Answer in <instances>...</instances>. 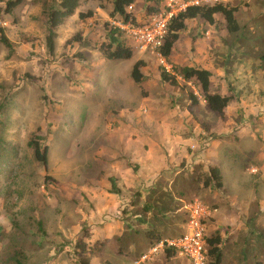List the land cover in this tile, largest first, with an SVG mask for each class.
Masks as SVG:
<instances>
[{
	"label": "rangeland",
	"instance_id": "rangeland-1",
	"mask_svg": "<svg viewBox=\"0 0 264 264\" xmlns=\"http://www.w3.org/2000/svg\"><path fill=\"white\" fill-rule=\"evenodd\" d=\"M8 1L0 0V36L10 42L0 41V264H77L81 241L90 264H191L164 250L141 255L150 230L186 232L195 203L212 210L206 235L226 242L224 264H264V0H159L155 14L157 0H134L128 11L139 25L222 3L236 9L238 30L223 15L187 21L169 57L162 47L137 50L121 31L134 56L116 61L101 51L119 20L113 0H81L55 29L44 10L52 0L10 12ZM139 60L141 84L131 75ZM186 66L209 70L211 92L231 97L223 115L198 85L162 80L163 70ZM33 139L48 144L47 170ZM211 166L220 190L203 183Z\"/></svg>",
	"mask_w": 264,
	"mask_h": 264
},
{
	"label": "trees",
	"instance_id": "trees-1",
	"mask_svg": "<svg viewBox=\"0 0 264 264\" xmlns=\"http://www.w3.org/2000/svg\"><path fill=\"white\" fill-rule=\"evenodd\" d=\"M53 2L49 4V7L45 10V13L48 18V24L50 28H58L70 17H72L79 5L81 0H52ZM154 1V0H152ZM156 1V0H155ZM188 3L191 0H183ZM24 0H9L6 3L7 11H12L18 6L22 5ZM134 0H113L112 1V11L110 13L111 17L114 19H119L124 22H133L136 25L140 23L135 17L128 12V7L132 6ZM160 10V1L152 2V6L149 8L150 13H158ZM236 9L229 8L222 3H215L213 5H200V4H189L184 10L179 11L177 14L172 16L168 24V32L165 37L164 44L161 48V53L165 57H169L172 49L174 48L175 43L179 39L180 32L186 28L187 21L194 20L198 17L205 19L210 23H214L215 17L217 15H223L228 23V28L231 32L238 30V24L235 18ZM81 17H84L81 15ZM1 32V30H0ZM122 33L119 29L113 28L111 31V40L108 44H102L101 51L103 55L109 60H128L134 56L133 48L126 46L122 42L118 41L116 37L117 34ZM0 41L6 46L10 45L8 38L1 33ZM76 37V36H75ZM80 39V38H78ZM71 41V40H70ZM50 47L53 46V42L49 39ZM144 62L142 60L137 61L132 68V78L137 84H141L144 81V72L142 67ZM175 74L163 70L161 77L162 80L171 85H178L179 78L184 82H192L200 88L201 95L203 100L207 103L209 108L223 115L226 111V108L229 106L231 97L221 95L219 93L211 92V80L212 74L209 70L204 69L198 66H186L183 68H175ZM193 104L198 103V97L194 94L192 95ZM29 145L34 150L35 159L40 162L44 168L47 170L49 165V148L48 144L41 145L38 139H33ZM203 183L205 186L214 188L215 190H220L224 187L223 177L218 166H211L208 168V171L205 174ZM209 218V217H208ZM208 218L203 220L204 225L205 221ZM149 243L147 248L151 249L161 241L167 239L162 236L156 230H150L148 232ZM205 236L207 239V249L208 256L212 259L211 264H222L223 261V248H222V238L219 234L206 235L205 227ZM168 252L167 254H177L176 252L170 250H164ZM74 253H78L80 257L77 259V264H90V258L87 256L88 252L86 249V243L76 242L74 246ZM142 253H139V256ZM144 254L141 255V257Z\"/></svg>",
	"mask_w": 264,
	"mask_h": 264
},
{
	"label": "built area",
	"instance_id": "built-area-1",
	"mask_svg": "<svg viewBox=\"0 0 264 264\" xmlns=\"http://www.w3.org/2000/svg\"><path fill=\"white\" fill-rule=\"evenodd\" d=\"M128 8L131 10L132 6ZM174 15L170 13L165 18L154 16L143 25L118 20L114 23V28L131 36L134 39L136 49L139 51L158 49L164 44L169 21ZM211 214L212 210L200 203L190 206L186 232L179 237L167 238L161 241L151 248L148 253L144 254L141 261L149 260L161 250H170L186 256L191 264H207L208 249L203 220L210 217Z\"/></svg>",
	"mask_w": 264,
	"mask_h": 264
},
{
	"label": "crops",
	"instance_id": "crops-1",
	"mask_svg": "<svg viewBox=\"0 0 264 264\" xmlns=\"http://www.w3.org/2000/svg\"><path fill=\"white\" fill-rule=\"evenodd\" d=\"M219 215H220V214H219ZM216 218L219 219V221L221 220V222L224 221V220H223V217H221V216H218V217H216ZM216 228H218V227L216 226ZM216 228H215V230H216ZM220 233H221V232H220ZM219 235H220V234H219ZM231 235H232L233 237H232ZM231 235H226V236H225V238H227V239H228V238L230 239V238L232 237V239H230L231 241H230L229 243H235V242H237V241H238V238L236 237V235H234V234H231ZM226 245H227V244H226V242H225V245L223 246V248H224ZM226 249H227V248H226ZM226 249H224V251H223V261H222V264H224V262H225V261H224V252H225ZM236 252H237V250H236ZM235 255L238 256L237 253H235ZM159 256H161V255H159ZM239 257H240V256H239ZM239 257H238V258H239ZM157 258H158V257H157ZM157 258H155V259L152 260V261H149L147 264H152V263L155 264V262L157 261ZM235 264H236V261H235Z\"/></svg>",
	"mask_w": 264,
	"mask_h": 264
}]
</instances>
